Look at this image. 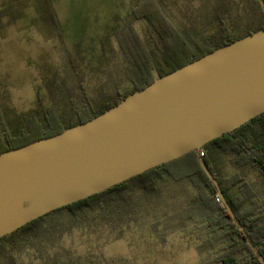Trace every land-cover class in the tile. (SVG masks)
I'll use <instances>...</instances> for the list:
<instances>
[{"label":"rangeland","instance_id":"obj_1","mask_svg":"<svg viewBox=\"0 0 264 264\" xmlns=\"http://www.w3.org/2000/svg\"><path fill=\"white\" fill-rule=\"evenodd\" d=\"M142 1L0 0V113L8 129L18 132L25 118H39L48 108L66 115L70 105L81 104L83 93L96 104L116 90H129L120 44L128 55L150 48L144 25L131 14ZM155 1L174 26L196 40L214 39L221 9L235 31L255 16L250 0ZM49 9L59 38L49 25ZM236 172L264 208L254 172L228 167V175ZM122 193L123 202H112L104 214L81 209L80 221L65 210L48 214L1 244L0 264H203L220 252V246H206L209 234L202 223L163 232L196 197L186 180L167 178L156 193L131 184Z\"/></svg>","mask_w":264,"mask_h":264},{"label":"water","instance_id":"obj_2","mask_svg":"<svg viewBox=\"0 0 264 264\" xmlns=\"http://www.w3.org/2000/svg\"><path fill=\"white\" fill-rule=\"evenodd\" d=\"M264 15V2L257 0ZM264 112V29L127 95L91 120L0 154V239L72 203L198 151ZM218 201L260 264L223 198Z\"/></svg>","mask_w":264,"mask_h":264},{"label":"trees","instance_id":"obj_3","mask_svg":"<svg viewBox=\"0 0 264 264\" xmlns=\"http://www.w3.org/2000/svg\"><path fill=\"white\" fill-rule=\"evenodd\" d=\"M250 6L253 8L255 16L244 26V29L237 31L224 20L225 14L222 9L218 11L215 21L218 29L217 35L213 40L207 41L196 40L187 32L174 26L163 7L155 0H143L132 7L131 14L135 20L144 25L151 43L150 48L147 50L135 48L140 53L135 54L132 51L128 55L127 49L120 44L124 51L125 69L123 75L125 81L131 85L129 90H116L112 96L96 104L91 103L92 101L83 93L80 105H70V113L66 115L54 114L51 108L42 110L39 118L36 115H31L35 118H29L30 116L25 118L24 127L16 133H12L8 129L7 123L0 113L2 136L0 154L87 122L117 105L127 95L143 89L157 78L199 59L219 47L264 29V15L257 0H250ZM48 18L54 36L59 38L61 30L52 9L48 11ZM199 157L216 180L224 200L264 260V208L260 205L258 196L250 189L243 175L237 172L228 175V167L249 169L262 183L264 192V112L251 118L231 133L206 143L198 153L189 152L106 191L56 211H68L71 217L80 221L79 211L83 208H98L104 214L112 202L122 203V192L131 184H134L142 192L156 193L159 182L167 178L175 181L183 179L194 189L196 197L190 201L176 222L164 225L163 232L175 228L183 229L190 223H202L209 234L206 246H220V252L203 264H260L218 201L212 183L199 165ZM105 196V200H101ZM47 215L0 239V246L18 232L37 225ZM53 264L76 263L63 260Z\"/></svg>","mask_w":264,"mask_h":264}]
</instances>
